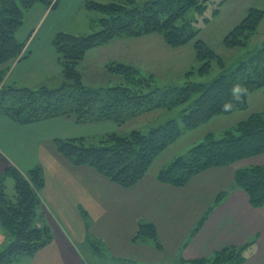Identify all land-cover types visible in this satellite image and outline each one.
Instances as JSON below:
<instances>
[{
	"label": "trees",
	"instance_id": "16d2710c",
	"mask_svg": "<svg viewBox=\"0 0 264 264\" xmlns=\"http://www.w3.org/2000/svg\"><path fill=\"white\" fill-rule=\"evenodd\" d=\"M54 0H0V83L9 67L21 60L25 43L17 34L26 13L37 4L55 8ZM206 0H85L88 12H98L99 30L75 35H56L54 46L62 67L64 82L59 88H0V116H8L19 124L64 117L77 124L111 122L118 127L154 111H171L183 107L178 119H170L147 134L133 130L101 136L98 143L86 137L55 139L60 154L75 166H88L99 174L128 189L148 172L154 159L170 143L211 118L230 114L247 107L251 93L264 90V42L252 46V39L264 18V11L250 7L241 20L223 38L222 45L232 51L233 58L219 54L201 38L202 28L190 13L205 8ZM219 13V10H216ZM160 35L171 49L193 47L197 67L185 73L182 85L157 84V77L143 73L134 65L109 62L106 71L114 85L90 87L83 82L80 64L88 51L105 46L116 39ZM230 61H233L230 63ZM216 62L219 75L210 83L195 82L196 71L208 75ZM186 104H188L187 107ZM264 153V112L254 114L235 130L221 138H208L175 158L158 174L159 181L176 187L186 186L193 177L211 168L229 166L237 161ZM15 181L13 199L5 191V179ZM235 186L250 197L253 207H264V167H248L235 173ZM45 178L41 166L25 173L9 165L0 175V232L7 241L0 250V264H19L51 243L48 226L39 227L36 219L42 204ZM220 194L216 204L225 198ZM206 218V217H205ZM205 218L199 223L201 225ZM199 227L196 228L198 230ZM152 239L161 247L156 228L141 223L134 241ZM243 247H227L209 259L194 264H243Z\"/></svg>",
	"mask_w": 264,
	"mask_h": 264
},
{
	"label": "crops",
	"instance_id": "0c3cea01",
	"mask_svg": "<svg viewBox=\"0 0 264 264\" xmlns=\"http://www.w3.org/2000/svg\"><path fill=\"white\" fill-rule=\"evenodd\" d=\"M54 1H58L55 8L37 4L26 13L17 34L25 43L24 57L9 67L0 88L55 89L63 84L54 39L62 32L89 34L92 14L84 8L85 0ZM242 16L240 12L237 19ZM144 44L146 49H139ZM133 46L137 52L130 51ZM163 51L168 57L189 54L195 60L192 46L171 49L160 35L121 38L87 52L79 66L83 82L90 87L109 82L106 65L112 61L147 73L150 60ZM192 61L184 60L186 65ZM171 72L148 71L156 77ZM111 125L116 124H77L64 117L19 124L0 116V175L11 164L22 173L41 166L45 178L36 223L48 226L53 239L32 257H24L26 264H194L227 247L246 249L243 264H264V207H253L249 195L234 182L236 171L264 167V153L249 160L253 164L242 160L208 169L184 187L158 179L172 160L161 169L149 168L136 185L125 189L91 167L73 165L54 144L58 138L90 137L81 127L109 134L115 130ZM221 193L226 196L216 204ZM141 223L154 225L161 247L152 239L134 241ZM6 243L0 232V250Z\"/></svg>",
	"mask_w": 264,
	"mask_h": 264
},
{
	"label": "rangeland",
	"instance_id": "374dc122",
	"mask_svg": "<svg viewBox=\"0 0 264 264\" xmlns=\"http://www.w3.org/2000/svg\"><path fill=\"white\" fill-rule=\"evenodd\" d=\"M223 1H225L224 4H222ZM249 7H256L264 11V0H206L205 8L202 9L201 12L194 10L190 13V15L195 17L196 25L202 28L200 35L201 38L205 39V41L209 43V45L212 46V48H214L219 54L228 58H233L232 51H228L223 47L222 40L231 29L241 22ZM216 10H219L218 14L216 13ZM240 12L243 16L240 19H237ZM88 14H92L90 21L92 22L94 20L95 25H97V21L100 19L101 14L98 12H89ZM97 30H99L98 26L92 28L89 31V34ZM262 42H264V18L260 23L257 35H255V37L252 39V46H260ZM145 46L146 44L141 45L139 46V49H146ZM137 48L138 47L133 46V49H129L130 51L137 52ZM115 52L116 48L114 49L113 54H115ZM184 60H186L187 63L192 61L189 54H184L180 57H168L163 51L162 54L155 56L150 60L152 62L151 70L145 71H147V73L148 71L163 73L164 70L170 69L172 70L170 75L161 74L162 76H157V84L160 86H166L167 84L170 86H180L185 82V75H182L183 69L188 67V71L194 67H197L198 65L196 60L192 61V64L187 65L185 64L186 62H184ZM232 62L233 61H230V63ZM177 64H179L180 67L184 66L185 68L183 67V69L180 70L178 69ZM219 73V67L216 62H214L212 64V70L208 75L200 76L196 71H194V74L191 76V80L195 82L210 83L219 75ZM115 83L116 81L111 80L109 84L105 85L111 86ZM187 106L188 104H186L184 107ZM182 109L183 107H177L171 111H154L137 119L130 120L121 127H118L117 125H111L115 130H109L108 133L116 132L121 135H126L133 130H138L144 134H147L151 129L166 124L170 119H178L179 126L183 128L182 120L179 118ZM262 112H264V90H258L249 95L247 107L245 109L236 110L230 114L215 116L193 130L184 131L179 138L170 143L168 147H166L159 155H157L154 162L151 164L152 167L150 166V168H152V170L159 168L161 169L163 165H166L170 161L174 160L176 156L185 155L192 147L204 142L208 136L212 135L214 138H221L227 131H233L240 123L248 121L252 115ZM81 128H83V133L90 135V137L86 138L90 140L95 138V142L97 143V138L107 135V133L101 134L102 132L101 129L99 130V128ZM251 159H253V157H249L243 159V161H240H242V164L244 161L251 164L255 163V161H249ZM5 191L7 195L13 199L15 194V181L12 177H7L5 179ZM19 264H26L25 259L20 260Z\"/></svg>",
	"mask_w": 264,
	"mask_h": 264
}]
</instances>
